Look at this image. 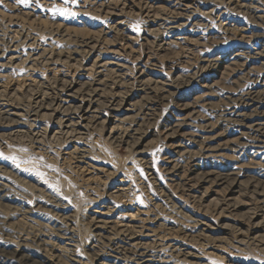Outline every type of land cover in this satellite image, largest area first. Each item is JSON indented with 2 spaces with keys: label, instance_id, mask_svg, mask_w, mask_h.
Masks as SVG:
<instances>
[{
  "label": "bare ground",
  "instance_id": "1",
  "mask_svg": "<svg viewBox=\"0 0 264 264\" xmlns=\"http://www.w3.org/2000/svg\"><path fill=\"white\" fill-rule=\"evenodd\" d=\"M188 1L168 0L173 10L164 18L160 10L144 14L149 27L166 22L169 37L158 41L160 51L189 43L193 19L182 15ZM203 10V18L220 20L241 39L202 47L169 82L150 64L134 67L138 87L130 90L129 83L111 81L113 73L127 75L129 63L99 38L62 51L53 43L40 47L16 23L0 30V148L29 144L53 153L63 147L83 162L91 161V139L98 136L130 161L109 178L106 193L85 199L84 222L80 205L48 183L54 173L44 177L0 156V245L49 264H213L198 249L218 251L223 239L264 251V11L256 0H212ZM108 11L118 39L155 45L153 30L132 37L127 20ZM241 13L251 16L260 38L247 37ZM24 73L31 78L21 88L9 82ZM134 93L156 108L133 116ZM244 156L248 164L230 162ZM138 190L147 205L129 198ZM209 199L211 209L204 205ZM244 207L246 218L237 214ZM0 264L12 263L0 256Z\"/></svg>",
  "mask_w": 264,
  "mask_h": 264
},
{
  "label": "rangeland",
  "instance_id": "2",
  "mask_svg": "<svg viewBox=\"0 0 264 264\" xmlns=\"http://www.w3.org/2000/svg\"><path fill=\"white\" fill-rule=\"evenodd\" d=\"M208 1L189 0L187 2L188 7L184 9L182 15L184 18L189 17V20L193 19L190 25L189 35H187L189 43L185 44L186 46L174 47L172 48L173 50L169 52L160 51V48L157 47V45L160 44V42H158L160 39H167L169 37L166 32V22L161 21V26L158 24V26L149 27V18L145 17L147 15H144L150 10H154V12L157 13L161 11V16L163 18L170 15V11L173 9L168 0H134V3L133 0H27L26 3H20L19 0H0V30H13V24L16 23L19 25L18 30L23 29L27 32L28 36L38 37L36 39L40 47H44L45 44L53 43L58 50L62 51L65 49L72 50L75 48L74 46H77L82 40L99 38V43L103 45V48L106 46L111 50H118L117 52L123 55L122 58L129 63L131 69L129 73H126L127 75H124L122 72L113 73V75H111L112 80H110L114 81L112 85H115L117 82L121 84L122 81L129 83L128 89L130 90L138 87L132 82V74L135 73L134 67L150 64L152 65V69L158 72L160 81L169 82V80H172L173 71L175 69H184L188 62L191 63L192 59L197 56V52L202 47H212L222 42L238 41L241 39V35L238 31H224V27L220 25V20L216 18L205 19L199 14L204 11V6L210 4L212 0ZM256 1L260 10L264 11V0ZM137 5L139 6L136 7ZM109 6L111 9L114 8V10L108 11ZM30 9L36 13L32 12ZM107 11H113L116 15L120 14L127 20L131 28V33H133L130 34L132 37L135 35H142L147 29L153 30L154 32H152L150 41L154 42L156 46L152 45V47L148 49L140 47L138 44L132 43L129 40L124 39L125 41H122L118 39V36L114 34L113 30H110V27L114 25V18L110 17V15L106 13ZM239 19L244 24L243 28L246 27L245 25L249 27L246 34L247 37L257 36L260 38L261 31L253 28L254 25H249L253 23V19L248 13H241ZM223 24H225V22H223ZM221 29H223V31ZM121 44H125L129 48L131 47L130 50L132 52L121 47ZM61 71H54L53 75H66ZM39 75L43 77L48 76L44 72H41ZM30 78L31 75H29V73H24L22 75L13 74V77H11L12 80L9 82H12L11 84H14L15 87L21 88L22 82ZM148 96H153L152 99L156 97L153 92L149 93ZM142 97V94L134 93L132 97L129 99L127 98L129 103H135L137 106V108H135L133 105V109H135L133 110V116L137 113L141 115V110L147 111V109L153 110L156 108V106L151 107L150 102L142 100ZM91 143L94 147L90 156L91 161H77L67 150L63 149V147H57L53 153H48L36 150L29 144L17 146L10 145L5 148H0V156H10L16 160L23 161L35 174L44 177L50 173H54L52 180H49L48 183L61 191L66 198L72 199L80 205V210L84 213V216L80 217V221L85 222L88 212L87 210L84 211L85 204L83 203L85 199L98 197L106 193V183L114 172L117 170L124 171V169L130 167V161L127 159L129 155L124 149H113L106 141L98 136H94L91 139ZM249 160L250 158L245 156L233 157L230 162L248 164ZM157 164H159V161ZM97 166L104 167L108 169V171H106V173L98 172L95 170ZM164 179L167 185L169 183L171 184L166 178ZM29 184L31 186L34 185L33 182H29ZM143 192V190H138V192H135L134 195L129 198L136 199L139 203L147 205L149 198L146 193ZM209 200L210 201H207L204 205H207V207L211 209L210 204L212 200ZM161 204L165 203L161 201ZM119 208L118 211L124 213L126 208L124 206H120ZM248 213L250 212H248L247 207L239 208L237 212L238 216H244L243 218H246ZM27 216L31 217L30 215ZM33 221H36L42 226H47L55 230L57 229L50 222L37 220L34 217ZM84 246L85 245H81L83 251H85ZM217 246L218 251L207 250L206 247H201L198 250L208 254V258L213 264H264V251H258L250 245L243 247L234 242L231 244L229 239H223ZM236 246H240V248H235ZM0 256L7 259L12 264H49L42 262L36 254L25 251L22 253L17 252L14 247L3 245H0Z\"/></svg>",
  "mask_w": 264,
  "mask_h": 264
},
{
  "label": "snow or ice",
  "instance_id": "3",
  "mask_svg": "<svg viewBox=\"0 0 264 264\" xmlns=\"http://www.w3.org/2000/svg\"><path fill=\"white\" fill-rule=\"evenodd\" d=\"M19 2H20V3H26L27 0H19ZM61 11H62V10H61ZM62 14H63V12H62Z\"/></svg>",
  "mask_w": 264,
  "mask_h": 264
}]
</instances>
